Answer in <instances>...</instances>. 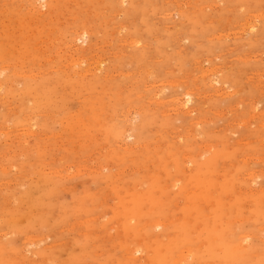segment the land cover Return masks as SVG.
I'll list each match as a JSON object with an SVG mask.
<instances>
[{"label": "rangeland", "instance_id": "1", "mask_svg": "<svg viewBox=\"0 0 264 264\" xmlns=\"http://www.w3.org/2000/svg\"><path fill=\"white\" fill-rule=\"evenodd\" d=\"M123 1L0 0V264H264V0Z\"/></svg>", "mask_w": 264, "mask_h": 264}, {"label": "bare ground", "instance_id": "2", "mask_svg": "<svg viewBox=\"0 0 264 264\" xmlns=\"http://www.w3.org/2000/svg\"><path fill=\"white\" fill-rule=\"evenodd\" d=\"M42 1V0H41ZM119 2L122 4V2H124L123 0H119ZM42 4H44V3H42ZM41 4V5H42ZM40 5V6H41ZM41 8V7H40ZM120 14V13H119ZM230 19V18H229ZM255 23V22H254ZM251 25H254V24H251ZM250 27H252V26H250ZM81 34V35H80ZM80 34H75V37L72 39V44H73V46L74 45H76V43L75 42H77L78 40L80 41V39H81V37L83 38V37H87V33L86 32H84V33H80ZM84 38V39H85ZM87 39V38H86ZM183 41V40H182ZM82 43H84V42H82ZM66 46V45H65ZM76 46H78V45H76ZM81 46V45H80ZM79 46V47H80ZM75 48V47H74ZM78 48V47H77ZM82 48V47H81ZM93 53V52H92ZM81 55H83V54H81ZM102 57V56H101ZM71 59V58H70ZM80 60V59H79ZM79 60H78V62H79ZM76 62V61H75ZM100 62H102V61H99L98 63H100ZM95 63H97V62H95ZM103 63V62H102ZM75 64V63H74ZM73 64V65H74ZM94 65V64H93ZM75 66V65H74ZM95 66V65H94ZM97 66V65H96ZM96 66H95V68H96ZM99 66L101 67V65L99 64ZM87 67V66H86ZM98 68V67H97ZM93 69V68H92ZM97 70V69H96ZM95 71V70H94ZM85 72V71H84ZM97 72V71H96ZM127 74V73H126ZM1 75V74H0ZM211 76V75H210ZM213 77V76H212ZM261 79V78H260ZM181 80V79H180ZM259 80V79H258ZM215 81V80H214ZM213 81V82H214ZM174 82V81H173ZM215 82H217V81H215ZM209 84H211V83H209ZM234 90V89H233ZM198 91V90H197ZM222 91V90H221ZM235 91V90H234ZM157 93V92H156ZM232 93V92H231ZM160 94V93H159ZM218 94V93H217ZM226 94V93H225ZM157 95V94H156ZM227 95V94H226ZM159 100H160V98H158ZM166 99V98H165ZM171 99V98H170ZM191 102H192V95L189 93V92H185L184 94H183V97L180 99V100H178L177 101V107H179V108H181V109H187V107L191 104ZM256 106V105H255ZM255 106L254 107H252V108H254L253 110H255ZM191 109H193V108H191ZM164 110V109H163ZM188 111H190L189 109H187ZM165 111V110H164ZM173 111V110H172ZM193 111V110H192ZM184 112V111H183ZM191 113V112H190ZM253 113H254V111H253ZM259 113V112H258ZM260 113H262V112H260ZM257 114V113H256ZM252 115V114H251ZM250 115V116H251ZM258 115V114H257ZM255 116V115H254ZM241 120V119H240ZM34 124V123H33ZM197 124V123H196ZM195 124V125H196ZM7 125V124H6ZM31 126V125H30ZM33 126V125H32ZM35 126V125H34ZM192 127V126H191ZM14 128V127H13ZM34 128V127H33ZM227 129V128H226ZM29 132V131H28ZM34 131H32V133H33ZM26 133V132H25ZM29 133H31V130H30V132ZM127 134V133H126ZM131 137V136H130ZM129 137V138H130ZM218 143V142H217ZM126 147V146H125ZM76 148V147H75ZM190 153V152H189ZM202 154V153H201ZM184 160V159H183ZM85 161V160H84ZM69 165V164H68ZM82 166V165H81ZM104 167V166H103ZM94 168V167H93ZM253 171V170H252ZM251 176V175H250ZM177 180V179H176ZM15 183V182H14ZM254 189V188H253ZM261 189V188H260ZM111 194V193H110ZM154 210V209H153ZM173 219V218H172ZM191 219V218H190ZM155 221H157L156 219H155ZM161 221V220H160ZM172 221V220H171ZM145 222V221H144ZM147 222V221H146ZM82 223V222H81ZM154 225L153 226H156V227H160L161 225H162V223L161 222H156V224L155 223H153ZM114 225V224H113ZM150 226H152V225H150ZM155 228V227H154ZM112 229V228H111ZM6 233V232H5ZM160 234V233H159ZM249 235V234H248ZM26 237V236H25ZM29 238V237H28ZM243 238V237H242ZM249 238V236H246V237H244L243 239L244 240H247ZM26 239V238H25ZM240 239V238H239ZM140 240V239H139ZM242 240V239H241ZM25 241V240H24ZM141 241V240H140ZM139 241V242H140ZM243 241V240H242ZM7 244V243H6ZM5 244V245H6ZM204 244H205V242H204ZM7 246H8V244H7ZM30 246V245H29ZM245 246V245H244ZM138 247H139V245H138ZM134 248V247H133ZM189 248V247H188ZM190 249V248H189ZM188 249V250H189ZM132 250H134V249H132ZM139 250V249H138ZM185 250V249H184ZM23 251V250H22ZM135 251V250H134ZM24 252V251H23ZM28 252V251H27ZM138 252V251H137ZM190 252V251H189ZM131 253V252H130ZM256 253V252H255ZM128 254H129V252H128ZM132 254V253H131ZM187 254V253H186ZM143 255V254H142ZM25 256V255H24ZM179 256V255H178ZM183 256V255H182ZM186 255H184V258H186L187 259V257H185ZM254 256V255H253ZM32 257V256H31ZM180 257V256H179ZM34 258V257H33ZM133 258V257H132ZM135 259V258H134ZM141 259V258H140ZM180 259H182V258H180ZM183 260V259H182ZM185 260V259H184ZM183 260V261H184ZM180 261V260H179ZM147 262V261H146ZM202 264V263H201Z\"/></svg>", "mask_w": 264, "mask_h": 264}]
</instances>
